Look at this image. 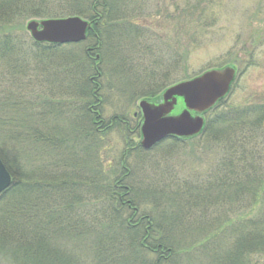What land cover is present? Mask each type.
Instances as JSON below:
<instances>
[{"label": "trees", "instance_id": "trees-1", "mask_svg": "<svg viewBox=\"0 0 264 264\" xmlns=\"http://www.w3.org/2000/svg\"><path fill=\"white\" fill-rule=\"evenodd\" d=\"M112 1L0 0V72L5 79L15 75L13 84L21 75L26 79L33 61L49 63L44 71L56 69V76L72 75L77 62L84 63L83 77L95 73L93 53L121 34ZM60 15L87 17L92 24L82 61L62 58L66 47L24 36L26 20ZM258 33L251 34L254 45L262 39ZM84 82L86 125L71 129L61 125L64 111L45 91H35L38 109L14 99V92L0 99V159L13 179L0 195V264H264V103L225 110L222 100L206 114L200 136L156 146L153 151L166 156L198 142L205 150H223V157L217 173L191 182L159 181L147 197L131 163L151 154L140 143L124 139L129 152L118 175L92 164L93 136L132 129L123 118L101 121L91 76ZM34 123L40 131H30ZM140 125L141 119L135 129ZM7 144L15 146L16 158L10 159ZM166 184L172 188L164 190Z\"/></svg>", "mask_w": 264, "mask_h": 264}, {"label": "rangeland", "instance_id": "rangeland-1", "mask_svg": "<svg viewBox=\"0 0 264 264\" xmlns=\"http://www.w3.org/2000/svg\"><path fill=\"white\" fill-rule=\"evenodd\" d=\"M112 5L119 13L120 27H117L121 34L104 44L101 51L93 53L97 70L87 74V77L91 76L92 91L101 101L94 109L100 114L101 121L108 123L114 117L123 118L132 130L123 132L122 127L110 128L107 136H93L96 148L88 153L94 166L109 169V172L118 175L120 170L117 165L124 152H129L125 150L124 139L134 140L135 143L141 140L140 129H135L142 119L140 102L151 100L160 93L162 95L167 87L190 80L209 69L234 65L238 70L239 75L223 109L264 103V0H113ZM68 17L73 16L45 19ZM81 18L88 20L87 17ZM45 19L26 20L23 34L27 40L33 41L27 24ZM255 31L262 37L258 40L259 45L252 44L251 34ZM87 45L82 42L60 46L66 47L62 58L69 60L79 56L82 61L89 47ZM97 54L99 59L95 58ZM44 64L49 65L41 61L31 62L26 79L21 75L17 84H13L17 78H14L15 75L5 79L6 72L1 71L0 99L14 92V99L31 102L30 106L37 108L35 91L47 92L53 107L64 111L61 115L65 121L61 124L63 127L71 129L79 123L85 126L86 98L82 97V91L87 77L86 74L84 77L80 75L84 63L77 62L72 75L57 73L58 76L56 69L45 72L47 67ZM2 67L5 70V65L0 63V69ZM34 87L37 89L33 90ZM32 125L29 124L30 131H40L36 124ZM102 129L99 125V130ZM135 132L138 135L134 136ZM3 143L6 141L3 140ZM194 144L185 145L184 149L166 156L158 150H150L149 156L132 158L131 163L144 196L148 197L151 188L159 181L172 182L171 179H175L173 182H191L218 172L223 150H205L198 142ZM5 146L10 150V159L15 157V146ZM36 162L40 164L41 158ZM169 166V172L165 171L164 168ZM166 187L167 184L164 190L172 188ZM70 247L74 249L76 243H70Z\"/></svg>", "mask_w": 264, "mask_h": 264}, {"label": "water", "instance_id": "water-1", "mask_svg": "<svg viewBox=\"0 0 264 264\" xmlns=\"http://www.w3.org/2000/svg\"><path fill=\"white\" fill-rule=\"evenodd\" d=\"M90 27L80 17H68L33 20L26 28L34 42L62 46L84 42ZM237 74L232 66L213 69L168 88L158 101H141L142 149L150 151L169 138L199 136L205 128V115L229 95ZM11 184L12 177L0 159V195Z\"/></svg>", "mask_w": 264, "mask_h": 264}]
</instances>
